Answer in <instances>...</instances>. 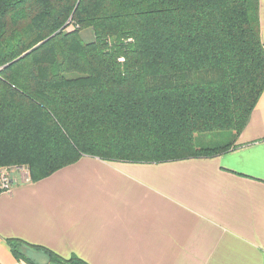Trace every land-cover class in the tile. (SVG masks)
Returning a JSON list of instances; mask_svg holds the SVG:
<instances>
[{
  "label": "trees",
  "instance_id": "16d2710c",
  "mask_svg": "<svg viewBox=\"0 0 264 264\" xmlns=\"http://www.w3.org/2000/svg\"><path fill=\"white\" fill-rule=\"evenodd\" d=\"M258 1L0 0V168L24 166L37 182L82 156L156 163L227 151L195 135L235 137L264 91ZM6 243L25 264L36 263L24 250L87 264Z\"/></svg>",
  "mask_w": 264,
  "mask_h": 264
},
{
  "label": "crops",
  "instance_id": "0c3cea01",
  "mask_svg": "<svg viewBox=\"0 0 264 264\" xmlns=\"http://www.w3.org/2000/svg\"><path fill=\"white\" fill-rule=\"evenodd\" d=\"M258 9L264 47V0ZM11 185L0 192V264H25L9 239L87 264H264V91L219 155L156 163L82 156Z\"/></svg>",
  "mask_w": 264,
  "mask_h": 264
},
{
  "label": "rangeland",
  "instance_id": "374dc122",
  "mask_svg": "<svg viewBox=\"0 0 264 264\" xmlns=\"http://www.w3.org/2000/svg\"><path fill=\"white\" fill-rule=\"evenodd\" d=\"M70 29L71 27L66 30L69 31ZM80 37L83 42H89L93 39L92 31L90 29H86L80 33ZM234 139L235 137L232 131H218L213 133L195 135V144L196 146L203 148H206L207 146L210 148H219L225 146L230 148ZM0 172L6 173L7 177H9L12 181H17L19 177L21 178L24 174L28 173L26 167L16 165H10L4 168L2 167L0 168ZM23 249L24 248H19L20 251H22ZM23 252V254H25V256L29 258V260H32L36 264H48L46 256L39 252H30V250H24Z\"/></svg>",
  "mask_w": 264,
  "mask_h": 264
},
{
  "label": "built area",
  "instance_id": "2783aa9c",
  "mask_svg": "<svg viewBox=\"0 0 264 264\" xmlns=\"http://www.w3.org/2000/svg\"><path fill=\"white\" fill-rule=\"evenodd\" d=\"M24 176H27V174H24ZM13 182L14 181L7 177L6 173L0 172V192H9L11 190V184H13Z\"/></svg>",
  "mask_w": 264,
  "mask_h": 264
}]
</instances>
